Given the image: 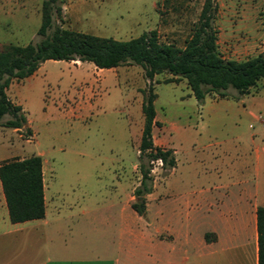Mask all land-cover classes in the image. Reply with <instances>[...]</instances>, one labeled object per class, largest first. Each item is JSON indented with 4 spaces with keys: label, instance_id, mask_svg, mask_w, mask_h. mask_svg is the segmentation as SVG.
<instances>
[{
    "label": "rangeland",
    "instance_id": "obj_1",
    "mask_svg": "<svg viewBox=\"0 0 264 264\" xmlns=\"http://www.w3.org/2000/svg\"><path fill=\"white\" fill-rule=\"evenodd\" d=\"M214 1L213 24L222 56L241 60L264 51V0ZM203 2L63 0L61 16L55 20L63 27L116 39L155 29L160 41L183 46ZM41 4L42 0H0V49L39 40ZM149 83L156 92L153 140L167 148L172 141L177 147V169L169 176L172 168L152 162L156 199L149 200L141 224L163 209L169 183L171 193H178L186 189L177 186L181 179L196 178L195 168L200 172L197 178L203 179L205 168L231 161L237 174L242 152L251 150L252 137L264 142L263 80L243 94L230 89L237 97L211 92L199 103L186 79L167 71L148 79L135 63L98 69L88 60L47 59L33 75L14 78L7 87L27 122L12 129L1 124L10 115L0 117V161L41 153L49 212L58 206L67 211L69 205L77 210L80 203H89L93 210L119 214L118 200L127 196L134 200L133 189L141 179V105ZM165 210L170 213L169 204ZM137 222L125 212L123 225L136 227Z\"/></svg>",
    "mask_w": 264,
    "mask_h": 264
},
{
    "label": "crops",
    "instance_id": "obj_2",
    "mask_svg": "<svg viewBox=\"0 0 264 264\" xmlns=\"http://www.w3.org/2000/svg\"><path fill=\"white\" fill-rule=\"evenodd\" d=\"M245 111L257 118L251 109ZM166 144L176 159L177 147L172 141ZM250 149L242 152L237 174L231 161L205 168L203 179L195 168L196 178L181 179L177 186L186 189L178 193H171L169 183L163 209L142 224L149 200L156 199V186L146 195L144 214L132 208L129 196L118 200L119 214L93 210L89 203L49 212L42 167L44 216L12 222L0 181V264H258L256 209L264 206V142L252 137ZM176 169L175 162L169 176ZM125 212L138 221L136 227L123 225Z\"/></svg>",
    "mask_w": 264,
    "mask_h": 264
},
{
    "label": "trees",
    "instance_id": "obj_3",
    "mask_svg": "<svg viewBox=\"0 0 264 264\" xmlns=\"http://www.w3.org/2000/svg\"><path fill=\"white\" fill-rule=\"evenodd\" d=\"M63 0H42L40 35L36 42L9 44L0 49V117L10 127H22L27 122L20 104L14 103L6 89L14 78L31 75L46 59H80L91 61L100 68L123 63L139 64L144 75L167 71L184 77L199 103L208 93L220 97L245 93L259 80L264 81V51L245 59L226 58L218 49L217 29L213 19L217 10L214 0H204L198 19L194 22L183 46L160 41L155 29L145 30L128 39L99 36L63 27L56 22ZM264 14V11H263ZM156 92L149 83L144 92L141 109L143 126L139 141V170L141 179L133 189L131 206L138 213L146 212V195L153 190L152 160L160 158L165 167L172 168L176 159L172 148L156 145L153 125L156 123ZM30 133V129H27ZM0 181L12 222L41 218L45 214L42 159L38 154L13 157L0 161ZM258 264H264V206L256 209ZM208 232L205 233L208 239Z\"/></svg>",
    "mask_w": 264,
    "mask_h": 264
},
{
    "label": "built area",
    "instance_id": "obj_4",
    "mask_svg": "<svg viewBox=\"0 0 264 264\" xmlns=\"http://www.w3.org/2000/svg\"><path fill=\"white\" fill-rule=\"evenodd\" d=\"M154 160H157L158 162L162 163V160H161L160 158H156V159H154ZM154 160H152V162H153ZM151 169H152V168H151Z\"/></svg>",
    "mask_w": 264,
    "mask_h": 264
}]
</instances>
